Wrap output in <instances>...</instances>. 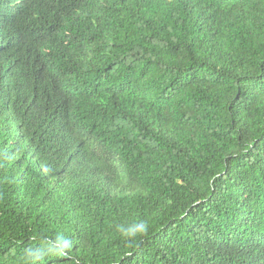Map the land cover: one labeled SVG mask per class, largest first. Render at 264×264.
<instances>
[{"label": "trees", "instance_id": "obj_1", "mask_svg": "<svg viewBox=\"0 0 264 264\" xmlns=\"http://www.w3.org/2000/svg\"><path fill=\"white\" fill-rule=\"evenodd\" d=\"M0 264H264V0H0Z\"/></svg>", "mask_w": 264, "mask_h": 264}]
</instances>
